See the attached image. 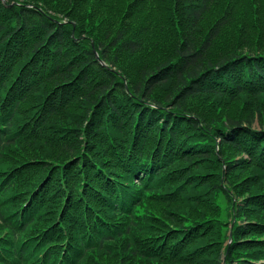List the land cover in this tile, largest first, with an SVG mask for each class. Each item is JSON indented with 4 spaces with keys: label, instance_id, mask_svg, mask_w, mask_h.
<instances>
[{
    "label": "trees",
    "instance_id": "obj_1",
    "mask_svg": "<svg viewBox=\"0 0 264 264\" xmlns=\"http://www.w3.org/2000/svg\"><path fill=\"white\" fill-rule=\"evenodd\" d=\"M0 264H264V0H0Z\"/></svg>",
    "mask_w": 264,
    "mask_h": 264
},
{
    "label": "rangeland",
    "instance_id": "obj_2",
    "mask_svg": "<svg viewBox=\"0 0 264 264\" xmlns=\"http://www.w3.org/2000/svg\"><path fill=\"white\" fill-rule=\"evenodd\" d=\"M64 20H66V19H64ZM94 51H95V49H94ZM95 54H96V56H98L96 51H95ZM216 199L220 203L221 207L224 208L226 205L225 199L221 195L219 196V194L216 196ZM229 235H230V231H229Z\"/></svg>",
    "mask_w": 264,
    "mask_h": 264
}]
</instances>
